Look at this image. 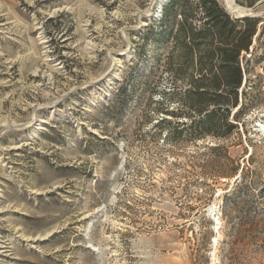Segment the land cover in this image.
<instances>
[{"label":"rangeland","instance_id":"obj_1","mask_svg":"<svg viewBox=\"0 0 264 264\" xmlns=\"http://www.w3.org/2000/svg\"><path fill=\"white\" fill-rule=\"evenodd\" d=\"M166 2L0 0V264H264L257 188L223 207L264 178V0L235 1L262 32L241 122L197 141L155 126L181 106L145 36Z\"/></svg>","mask_w":264,"mask_h":264},{"label":"trees","instance_id":"obj_2","mask_svg":"<svg viewBox=\"0 0 264 264\" xmlns=\"http://www.w3.org/2000/svg\"><path fill=\"white\" fill-rule=\"evenodd\" d=\"M235 1L251 7L258 0ZM257 24L255 18L233 17L218 0H167L162 5L159 18L148 27L145 36L151 35L154 43L164 36L170 40L163 60H157V68L171 78V92L178 95L176 103L181 106L176 112H164L173 116L174 121L163 117L156 122V127H169L163 133L165 138L186 137L197 141L233 135L241 122L239 116L246 109L243 102L239 104V91L244 94L250 59L245 64L243 59L251 48L253 51V40H258L262 33H257ZM141 39L144 43L149 40L144 36ZM261 168L264 169V163ZM246 170L253 176L246 181H235L231 195L224 196L223 207L235 196L241 197V192L247 194L256 188L257 205L264 204L260 168L249 166ZM236 200H233L235 207ZM245 223L251 222L241 221L240 229ZM261 229L264 230V223Z\"/></svg>","mask_w":264,"mask_h":264},{"label":"bare ground","instance_id":"obj_3","mask_svg":"<svg viewBox=\"0 0 264 264\" xmlns=\"http://www.w3.org/2000/svg\"><path fill=\"white\" fill-rule=\"evenodd\" d=\"M225 4L227 10L233 14H242L244 12H247L246 9L238 6L236 3L233 2V0H225Z\"/></svg>","mask_w":264,"mask_h":264},{"label":"water","instance_id":"obj_4","mask_svg":"<svg viewBox=\"0 0 264 264\" xmlns=\"http://www.w3.org/2000/svg\"><path fill=\"white\" fill-rule=\"evenodd\" d=\"M233 2L235 3V0H233ZM234 15H235V18H243V17L248 16L249 14L247 12H244L242 14H234Z\"/></svg>","mask_w":264,"mask_h":264}]
</instances>
